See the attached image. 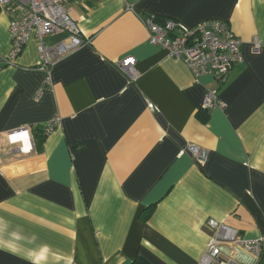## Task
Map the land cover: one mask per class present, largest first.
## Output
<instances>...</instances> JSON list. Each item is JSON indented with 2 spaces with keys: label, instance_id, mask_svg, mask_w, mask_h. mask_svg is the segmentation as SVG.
<instances>
[{
  "label": "crops",
  "instance_id": "1",
  "mask_svg": "<svg viewBox=\"0 0 264 264\" xmlns=\"http://www.w3.org/2000/svg\"><path fill=\"white\" fill-rule=\"evenodd\" d=\"M66 4L89 41L56 63L51 89L33 99L43 80L33 35L13 64L0 63V264H197L208 219L246 240L264 235V0ZM149 14L186 27L226 21L242 61L222 80L195 76L148 42L138 16ZM10 46L0 11V55ZM126 55L133 82L116 65ZM210 90L223 106L202 108ZM54 117L50 131H34ZM22 128L43 135L30 154L7 140ZM235 258L264 264L243 250Z\"/></svg>",
  "mask_w": 264,
  "mask_h": 264
},
{
  "label": "built area",
  "instance_id": "2",
  "mask_svg": "<svg viewBox=\"0 0 264 264\" xmlns=\"http://www.w3.org/2000/svg\"><path fill=\"white\" fill-rule=\"evenodd\" d=\"M128 8L132 9L131 6ZM0 11L8 18L11 46L6 56L0 55L1 64H13L24 45L33 35L37 39V68L43 73V80L33 94L38 100L43 91L52 88V72L56 63L89 41L70 15L66 0H0ZM147 31L150 44L162 47L171 57L182 59L195 76L210 74L222 80L231 65L242 61V41L226 21L206 19L190 27L181 25L171 18L157 19L155 15L138 16ZM66 33V37L56 43L46 44L50 34ZM255 47L258 43L255 42ZM118 69L128 81L138 76L136 59L126 55L116 62ZM223 106L214 90L207 91L202 100V108ZM60 123L54 117L44 123L47 133ZM10 144H18L16 150L30 154L35 150V142L27 128L15 129L7 133ZM187 152L194 157H205L207 150L189 144ZM13 153V152H11ZM211 232L206 248L197 264H242L235 258L239 250L264 260V235L246 240L236 231L228 232L224 223L208 219ZM228 246L223 254L222 246Z\"/></svg>",
  "mask_w": 264,
  "mask_h": 264
},
{
  "label": "trees",
  "instance_id": "3",
  "mask_svg": "<svg viewBox=\"0 0 264 264\" xmlns=\"http://www.w3.org/2000/svg\"><path fill=\"white\" fill-rule=\"evenodd\" d=\"M159 19V18H157ZM43 125H37L34 127V131L35 132H43ZM44 133V132H43ZM39 137L37 139H34L35 144V148H39V146L41 145V142L43 141V135H38ZM130 264H149L148 262H146L145 260L141 259V258H135Z\"/></svg>",
  "mask_w": 264,
  "mask_h": 264
}]
</instances>
